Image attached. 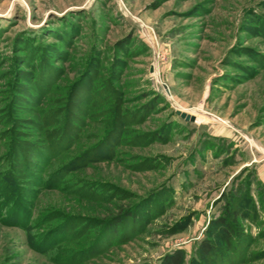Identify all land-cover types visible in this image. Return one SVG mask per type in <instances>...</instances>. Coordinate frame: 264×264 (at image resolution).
<instances>
[{
	"label": "rangeland",
	"instance_id": "obj_1",
	"mask_svg": "<svg viewBox=\"0 0 264 264\" xmlns=\"http://www.w3.org/2000/svg\"><path fill=\"white\" fill-rule=\"evenodd\" d=\"M263 182L264 0H0V264H264Z\"/></svg>",
	"mask_w": 264,
	"mask_h": 264
},
{
	"label": "trees",
	"instance_id": "obj_2",
	"mask_svg": "<svg viewBox=\"0 0 264 264\" xmlns=\"http://www.w3.org/2000/svg\"><path fill=\"white\" fill-rule=\"evenodd\" d=\"M115 120L118 121V119ZM247 191L248 189L246 188L242 189L243 217L245 219L254 220L255 216H257L256 205L255 202L252 201V198ZM122 212L120 213L121 215L119 214L115 216V219L113 220L119 221L123 215L129 214L127 211L123 213ZM24 215H26V213H23L21 216ZM237 216L239 217V214L235 210V207L232 205V203L225 204L223 213L210 222L208 231L206 232L207 234L197 243L195 247V254L189 264H220V259L222 257L225 259L226 255L219 247L217 240L219 238H223L225 245H228L232 244L233 238H241V232L238 231L239 229H235L236 220L238 219ZM210 229H212L214 232ZM218 229H221V232H219ZM247 239L251 241V237L249 235H245V242ZM227 248L229 247L226 246V249ZM184 256L185 252L183 249L175 250L173 252L167 253L166 256L161 259L159 264H182Z\"/></svg>",
	"mask_w": 264,
	"mask_h": 264
},
{
	"label": "water",
	"instance_id": "obj_3",
	"mask_svg": "<svg viewBox=\"0 0 264 264\" xmlns=\"http://www.w3.org/2000/svg\"><path fill=\"white\" fill-rule=\"evenodd\" d=\"M153 69L150 67L149 71L153 72L152 71ZM165 88V91L166 93L168 94V89H167V86L162 84ZM175 115H179L184 121L186 122H193L196 118V116L194 114H189V113H186L180 109H176L175 110Z\"/></svg>",
	"mask_w": 264,
	"mask_h": 264
},
{
	"label": "crops",
	"instance_id": "obj_4",
	"mask_svg": "<svg viewBox=\"0 0 264 264\" xmlns=\"http://www.w3.org/2000/svg\"><path fill=\"white\" fill-rule=\"evenodd\" d=\"M263 181V180H262ZM264 183V182H263Z\"/></svg>",
	"mask_w": 264,
	"mask_h": 264
}]
</instances>
